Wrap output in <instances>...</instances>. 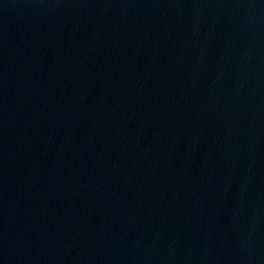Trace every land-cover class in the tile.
<instances>
[{
    "label": "water",
    "instance_id": "obj_1",
    "mask_svg": "<svg viewBox=\"0 0 264 264\" xmlns=\"http://www.w3.org/2000/svg\"><path fill=\"white\" fill-rule=\"evenodd\" d=\"M0 264H264V0H0Z\"/></svg>",
    "mask_w": 264,
    "mask_h": 264
}]
</instances>
